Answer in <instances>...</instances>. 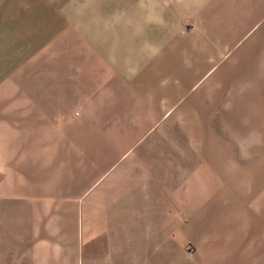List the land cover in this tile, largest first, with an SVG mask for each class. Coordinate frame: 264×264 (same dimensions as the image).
<instances>
[{
    "label": "crops",
    "instance_id": "obj_1",
    "mask_svg": "<svg viewBox=\"0 0 264 264\" xmlns=\"http://www.w3.org/2000/svg\"><path fill=\"white\" fill-rule=\"evenodd\" d=\"M37 13L88 34L44 57L25 103L0 102V264H179L188 243L185 264H264V176L233 193L226 157H245L208 127L226 119L227 51L264 46V0H49ZM35 93L65 111L41 167L17 127L20 109L33 126ZM252 157L264 174V151Z\"/></svg>",
    "mask_w": 264,
    "mask_h": 264
},
{
    "label": "rangeland",
    "instance_id": "obj_2",
    "mask_svg": "<svg viewBox=\"0 0 264 264\" xmlns=\"http://www.w3.org/2000/svg\"><path fill=\"white\" fill-rule=\"evenodd\" d=\"M48 1L0 0V102L2 103L10 101L14 106L25 103L26 87H30V90L35 87L33 89L36 90L41 86L42 67L46 65L48 69L49 64L43 61L44 57L57 54L60 46L67 50L72 48L73 46L67 44L74 43V38L79 35L88 34V30L73 29V24L49 22L45 19L47 15L37 13ZM42 17H44L43 22H41ZM75 17L77 15L72 18ZM30 19L33 22L29 21ZM60 25L62 28L57 29ZM257 32L264 33L263 30ZM261 37L264 35L259 36V39ZM249 44L250 41L244 40L240 46L231 48L227 51L223 63H220L221 68L226 69L227 86L226 93L215 95V98L225 107L222 112L226 119L216 121L210 117L208 126L211 141L224 138L227 150L235 151V155L240 152L245 157V161L241 160L243 163L240 165V159L227 156L224 174L226 184L235 187L233 193L237 194L241 191L242 196L246 193L253 195L256 189L251 190V180L255 184L257 183L255 177L264 176L260 173L256 175L253 170L254 165L250 164L255 161L252 157L254 150L264 151V46H258V50L255 51L256 47ZM250 54H257L256 60L252 62L241 60ZM224 56L220 59L223 60ZM217 66L216 63L215 67ZM40 97V93L34 94L33 126L29 124V118L25 120L26 113L32 110L16 111L18 116L24 119L21 123L17 121V127L21 128L19 132L32 133L34 137L35 167L44 164L41 151L47 145L45 141L50 136L49 144L50 147L52 146L51 138L55 139L59 133V127L55 122L57 117L65 112L58 108L42 109ZM9 107L10 105L7 104L6 110L3 111L10 113ZM49 119L53 121V125H48ZM49 160L50 158H47L46 162ZM255 185L258 186L257 200L260 202L264 199L262 195L264 184L259 182ZM226 237L232 238V235L226 234ZM197 248L196 244H186L184 251L181 249V253L179 252V264H185L190 258L195 257ZM243 249L244 247L240 250Z\"/></svg>",
    "mask_w": 264,
    "mask_h": 264
}]
</instances>
